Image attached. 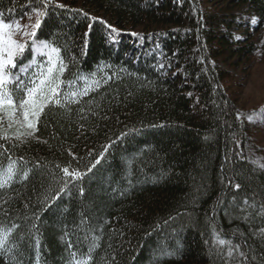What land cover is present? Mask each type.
<instances>
[{"label":"trees","instance_id":"1","mask_svg":"<svg viewBox=\"0 0 264 264\" xmlns=\"http://www.w3.org/2000/svg\"><path fill=\"white\" fill-rule=\"evenodd\" d=\"M29 3L0 13L45 11L36 38L61 49V91L93 90L46 109L31 138L0 127V180L16 170L0 264H76L94 244L90 264H264V98L241 100L264 0ZM34 54L20 63L46 60Z\"/></svg>","mask_w":264,"mask_h":264},{"label":"snow or ice","instance_id":"2","mask_svg":"<svg viewBox=\"0 0 264 264\" xmlns=\"http://www.w3.org/2000/svg\"><path fill=\"white\" fill-rule=\"evenodd\" d=\"M50 2L51 0H42L43 7L46 9ZM28 6H32L31 0ZM57 7L64 6L57 5ZM32 11L36 14L35 23L24 26L20 25L18 20L6 19L0 13V127L4 125L5 119L7 120L8 128L16 126L18 129L16 133L17 139L21 137L25 139L33 137L42 116L45 114V110L50 106L56 105L63 108L66 106V103L79 104L81 99L87 96L89 91L93 90L90 88H85L82 91L72 90L73 85L69 83V91H61L63 81L60 77L66 68L60 55L61 49L46 40H37V30L40 29L42 23L41 18L46 15V12L36 7H32ZM25 14L31 18L30 13ZM252 23H256L255 18H253ZM28 27L31 28L30 32L23 31L22 39L19 41L15 39V35L20 33L22 28ZM113 31L116 30L113 29ZM24 37L27 39H24ZM29 47L37 55L46 57V60L41 64H37L34 57L33 61L27 65L20 63L24 52ZM34 67L36 71H32ZM17 68L18 71H14ZM10 85L13 87H10ZM16 92L22 93V98H17L14 95ZM256 115V113L249 115V121H252ZM260 115L264 118V113ZM19 129H23V131ZM3 138L7 139L6 136ZM99 162V160L96 161L97 164ZM261 167H264V165H261ZM91 170V168L88 169V171ZM62 171L66 175H71L74 179H78L81 176L79 172L69 173L68 168H63ZM15 174V168L10 165L4 179L0 180V187H3ZM22 179H27L26 172ZM235 188L239 190L240 185L236 184ZM80 191L83 195V188ZM247 203L248 201L245 200V204ZM11 231V229H8L7 231L0 232V251L9 250L7 245ZM220 243L224 244L225 242L221 240ZM98 246L94 244L93 248L89 250L90 254L87 258L77 260L76 264H90L93 259L91 252ZM69 247L71 248L72 245L69 244ZM240 254L247 259L243 252ZM72 255L75 256L76 254L73 253ZM229 255H231V252Z\"/></svg>","mask_w":264,"mask_h":264},{"label":"rangeland","instance_id":"3","mask_svg":"<svg viewBox=\"0 0 264 264\" xmlns=\"http://www.w3.org/2000/svg\"><path fill=\"white\" fill-rule=\"evenodd\" d=\"M56 2H60L61 0H54ZM36 20V14L31 13V18H29V15H26L25 17L21 18L18 20L19 24L24 26V25H33ZM23 31H31V28H22L20 33H17L15 35V39L18 41L22 39V33ZM24 39H27L24 37ZM36 56V53L34 54ZM255 65L252 66L250 69V77L247 81V87L244 90L242 94V101L244 102L243 104H249V101H256L260 100V98H264V52L262 54H258L254 58ZM19 67V66H18ZM14 71H17L15 69ZM240 75L243 76V73L240 72ZM247 99V100H246ZM247 102V103H246ZM5 122L7 121L6 119L4 120ZM14 128V126L12 127ZM23 130V129H21Z\"/></svg>","mask_w":264,"mask_h":264}]
</instances>
